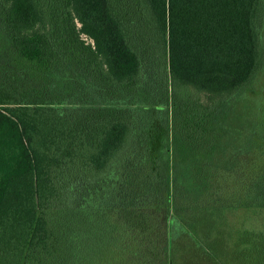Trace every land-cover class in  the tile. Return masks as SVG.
I'll use <instances>...</instances> for the list:
<instances>
[{
	"label": "trees",
	"instance_id": "1",
	"mask_svg": "<svg viewBox=\"0 0 264 264\" xmlns=\"http://www.w3.org/2000/svg\"><path fill=\"white\" fill-rule=\"evenodd\" d=\"M0 264H264V0H0Z\"/></svg>",
	"mask_w": 264,
	"mask_h": 264
}]
</instances>
